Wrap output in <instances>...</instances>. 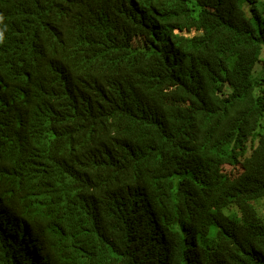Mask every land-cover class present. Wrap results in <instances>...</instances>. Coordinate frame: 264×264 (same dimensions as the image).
Wrapping results in <instances>:
<instances>
[{
    "label": "trees",
    "instance_id": "trees-1",
    "mask_svg": "<svg viewBox=\"0 0 264 264\" xmlns=\"http://www.w3.org/2000/svg\"><path fill=\"white\" fill-rule=\"evenodd\" d=\"M0 9V264H264V1Z\"/></svg>",
    "mask_w": 264,
    "mask_h": 264
},
{
    "label": "rangeland",
    "instance_id": "rangeland-1",
    "mask_svg": "<svg viewBox=\"0 0 264 264\" xmlns=\"http://www.w3.org/2000/svg\"><path fill=\"white\" fill-rule=\"evenodd\" d=\"M264 1V0H261ZM222 39V37H221ZM159 84H162L163 86H165L166 88L168 87L169 89L173 90L174 89V82L172 79H170L169 77H164V79L161 80V82ZM167 89L168 91H171ZM228 172L230 171V169L227 170ZM239 172L238 171H234L232 172L233 175H237ZM251 205L253 207L256 208L258 214L260 216H262L264 218V197L253 200L251 202ZM237 210L236 206L230 209H227L226 212H235ZM29 246V244L27 245V247Z\"/></svg>",
    "mask_w": 264,
    "mask_h": 264
},
{
    "label": "clouds",
    "instance_id": "clouds-1",
    "mask_svg": "<svg viewBox=\"0 0 264 264\" xmlns=\"http://www.w3.org/2000/svg\"><path fill=\"white\" fill-rule=\"evenodd\" d=\"M3 23L6 24V19H5V16L0 9V24H3ZM0 38H2V37H0Z\"/></svg>",
    "mask_w": 264,
    "mask_h": 264
}]
</instances>
